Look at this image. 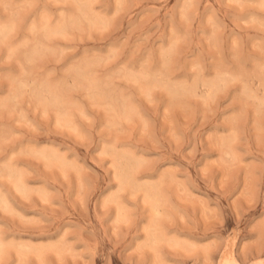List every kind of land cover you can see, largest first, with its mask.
I'll use <instances>...</instances> for the list:
<instances>
[{
	"label": "rangeland",
	"instance_id": "obj_1",
	"mask_svg": "<svg viewBox=\"0 0 264 264\" xmlns=\"http://www.w3.org/2000/svg\"><path fill=\"white\" fill-rule=\"evenodd\" d=\"M0 264H264V0H0Z\"/></svg>",
	"mask_w": 264,
	"mask_h": 264
}]
</instances>
